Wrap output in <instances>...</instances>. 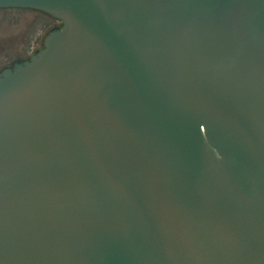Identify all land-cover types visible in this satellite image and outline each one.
<instances>
[{
    "label": "water",
    "instance_id": "95a60500",
    "mask_svg": "<svg viewBox=\"0 0 264 264\" xmlns=\"http://www.w3.org/2000/svg\"><path fill=\"white\" fill-rule=\"evenodd\" d=\"M62 22L0 75V264H264V0H0Z\"/></svg>",
    "mask_w": 264,
    "mask_h": 264
},
{
    "label": "flooded vegetation",
    "instance_id": "af4514ba",
    "mask_svg": "<svg viewBox=\"0 0 264 264\" xmlns=\"http://www.w3.org/2000/svg\"><path fill=\"white\" fill-rule=\"evenodd\" d=\"M57 18L30 7H0V75L39 53L46 37L62 28Z\"/></svg>",
    "mask_w": 264,
    "mask_h": 264
}]
</instances>
